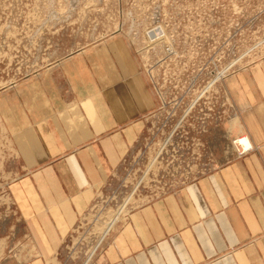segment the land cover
<instances>
[{
  "label": "crops",
  "instance_id": "crops-1",
  "mask_svg": "<svg viewBox=\"0 0 264 264\" xmlns=\"http://www.w3.org/2000/svg\"><path fill=\"white\" fill-rule=\"evenodd\" d=\"M223 88L240 118L234 137L246 134L256 151L229 148L231 157L203 179L133 210L91 264H264V59ZM154 106L122 38L0 91V118L23 168L11 195L35 248L22 263L0 264H46L59 253L145 133Z\"/></svg>",
  "mask_w": 264,
  "mask_h": 264
},
{
  "label": "rangeland",
  "instance_id": "rangeland-1",
  "mask_svg": "<svg viewBox=\"0 0 264 264\" xmlns=\"http://www.w3.org/2000/svg\"><path fill=\"white\" fill-rule=\"evenodd\" d=\"M110 38L133 51L155 106L145 133L46 264H91L133 210L228 159L238 127L223 86L264 59V0H0V91ZM22 173L0 118V262L35 254L11 195Z\"/></svg>",
  "mask_w": 264,
  "mask_h": 264
},
{
  "label": "bare ground",
  "instance_id": "bare-ground-1",
  "mask_svg": "<svg viewBox=\"0 0 264 264\" xmlns=\"http://www.w3.org/2000/svg\"><path fill=\"white\" fill-rule=\"evenodd\" d=\"M234 121H236L238 124H239V122H238V119H237V116L235 117L234 116ZM230 120H232V119H230ZM236 123V124H237ZM235 124V126H238V124L236 125ZM242 127V126H241ZM242 132V131H241ZM240 132V133H241ZM221 133V132H220ZM245 134V133H244ZM236 136H238V135H236ZM224 137V136H223ZM228 142V141H227ZM207 143V142H206ZM217 144V143H216ZM231 145L232 144V142L231 143H228V145ZM232 147H233V149H235V150H237V151H239V152H241L242 153V151L243 152H245L246 150H248V149H251L253 146H252V144H251V142H250V140H249V137L245 134V135H242V134H240V136H238L237 138H233V145H232ZM232 147H229V148H232ZM228 149V148H227ZM226 152V151H225ZM228 152V151H227ZM232 152H234V151H232ZM236 153V152H235ZM227 154V153H226ZM230 155H232V154H230ZM237 155V154H236ZM239 155V154H238ZM228 156V155H227ZM229 157V156H228ZM226 159H227V157H226ZM226 159H224L225 161H226ZM219 166V165H218ZM124 204V203H123ZM124 207V206H123ZM122 207V208H123ZM123 210V209H122Z\"/></svg>",
  "mask_w": 264,
  "mask_h": 264
},
{
  "label": "built area",
  "instance_id": "built-area-1",
  "mask_svg": "<svg viewBox=\"0 0 264 264\" xmlns=\"http://www.w3.org/2000/svg\"><path fill=\"white\" fill-rule=\"evenodd\" d=\"M250 150H252V148H251V149H248V152H249ZM242 152H243V151H242Z\"/></svg>",
  "mask_w": 264,
  "mask_h": 264
}]
</instances>
